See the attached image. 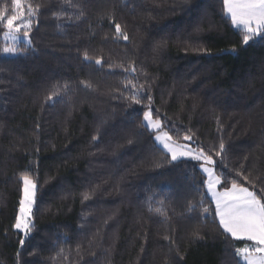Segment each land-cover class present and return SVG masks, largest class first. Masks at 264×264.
Returning <instances> with one entry per match:
<instances>
[{"label":"trees","instance_id":"1","mask_svg":"<svg viewBox=\"0 0 264 264\" xmlns=\"http://www.w3.org/2000/svg\"><path fill=\"white\" fill-rule=\"evenodd\" d=\"M23 1L16 54L0 24V264H244L198 162L172 161L143 113L190 135L223 185L264 195V35L243 45L223 0ZM24 176L36 190L21 246Z\"/></svg>","mask_w":264,"mask_h":264},{"label":"snow or ice","instance_id":"2","mask_svg":"<svg viewBox=\"0 0 264 264\" xmlns=\"http://www.w3.org/2000/svg\"><path fill=\"white\" fill-rule=\"evenodd\" d=\"M12 3L17 10L13 15L6 16L4 12H0V24H3L7 30L4 33V39L17 41L18 34L23 32L25 41H28L31 22H26L22 12L19 11L21 0H12ZM223 8L225 14L230 17L233 27L242 29L243 45L264 35V0H223ZM116 32L122 34L119 24L116 25ZM124 39H128L127 35H124ZM2 51L3 54H16L17 49L14 46H6ZM95 63L99 65L101 61L97 59ZM140 91L142 89H137L133 93L136 103H140L137 98ZM143 121L149 130L159 131L161 129L159 117L153 121L151 110L143 113ZM183 139L191 141L192 137L185 135ZM155 140L162 143L172 161L186 158L199 163L200 171L205 176L203 185L211 195V202L215 205L214 215L219 221L220 228L224 233L230 234L233 239L253 242L250 249H237V254H244L246 264H264V195L258 196L254 191H250L249 188L235 180L230 187L223 185L221 183L222 173L218 175L216 172L217 161L202 147L193 148L190 144H176L167 132H164L163 136L156 135ZM224 151L225 146L220 143L215 155L222 158ZM237 175H240V172H237ZM22 184L23 195L19 201V210L13 224V228L22 233L19 240L21 246L24 245L25 239L30 236L34 227L32 208L35 203L36 190V184L28 176L22 177ZM218 188H223V191H219ZM208 211L209 209H204L205 213Z\"/></svg>","mask_w":264,"mask_h":264},{"label":"rangeland","instance_id":"3","mask_svg":"<svg viewBox=\"0 0 264 264\" xmlns=\"http://www.w3.org/2000/svg\"><path fill=\"white\" fill-rule=\"evenodd\" d=\"M15 11H17L16 9H15V7H14V10H13V14L15 13ZM19 11L20 12H22V15H23V19L27 22V21H30L31 22V17H32V11H31V9H29V8H27L26 6H25V4H24V1L23 0H21V8L19 9ZM12 14V15H13ZM236 28H238V27H236ZM7 31V30H6ZM5 40V39H4ZM29 40V39H28ZM25 41V39H24V36H23V32H21V33H19L18 34V39H17V41H10V40H5V47L7 46V47H16V49H17V46H18V43L19 42H24ZM146 111H149V109H147ZM145 112V111H144ZM152 119H153V121H155L156 120V118H154L153 116H152ZM143 123H144V121H143ZM145 124V123H144ZM149 129V128H148ZM152 132H153V134H154V139H155V136L156 135H161V136H163V134H164V132H166L165 130H163L162 128L159 130V131H155V130H151ZM156 141V140H155ZM176 144H180V145H184V144H190L193 148H197L196 147V145L193 143V140H191V141H184V139L183 140H181V141H175V140H173ZM156 143H157V145L159 146V147H161L166 153H168L164 148H163V146H162V143L161 142H158V141H156ZM169 154V153H168ZM170 155V154H169ZM199 164V163H198ZM202 173V172H201ZM202 175H203V177H204V179H205V176H204V174L202 173ZM246 187V186H245ZM248 188V187H247ZM22 189H23V185H22ZM218 190L219 191H223V190H220V188H218ZM250 191H252L251 189H249ZM207 194H208V196L211 198V195L207 192ZM22 195H23V192H22V194H21V197H22ZM34 206V205H33ZM215 206V205H214ZM33 209V208H32ZM19 210V209H18ZM22 234V233H21ZM230 235V234H229ZM246 241V240H245ZM252 243L253 242H251V241H246V243L244 244V245H242V246H240L238 249H240V248H251V245H252ZM238 256H239V258H240V260L244 263V264H246V261H245V259H244V254H238Z\"/></svg>","mask_w":264,"mask_h":264}]
</instances>
